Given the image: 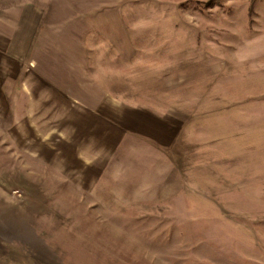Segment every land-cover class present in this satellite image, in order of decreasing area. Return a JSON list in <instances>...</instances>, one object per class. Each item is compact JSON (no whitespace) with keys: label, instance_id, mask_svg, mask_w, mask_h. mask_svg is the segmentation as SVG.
<instances>
[{"label":"rangeland","instance_id":"1","mask_svg":"<svg viewBox=\"0 0 264 264\" xmlns=\"http://www.w3.org/2000/svg\"><path fill=\"white\" fill-rule=\"evenodd\" d=\"M0 264H264V0H0Z\"/></svg>","mask_w":264,"mask_h":264},{"label":"crops","instance_id":"2","mask_svg":"<svg viewBox=\"0 0 264 264\" xmlns=\"http://www.w3.org/2000/svg\"><path fill=\"white\" fill-rule=\"evenodd\" d=\"M28 29H29V27H25V30H23L22 31V29L21 28H19V29H17V32H16V34H17V36H21L22 34H26L27 32H28ZM16 38V37H15ZM14 38V39H15ZM13 39V40H14ZM20 40V37L19 38H17V41H19ZM15 47H24V43H22V42H17V43H15V44H13L12 45V49H14Z\"/></svg>","mask_w":264,"mask_h":264}]
</instances>
